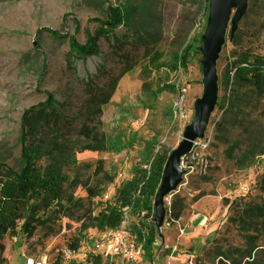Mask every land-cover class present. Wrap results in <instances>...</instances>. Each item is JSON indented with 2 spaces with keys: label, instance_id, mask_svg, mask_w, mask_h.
<instances>
[{
  "label": "rangeland",
  "instance_id": "rangeland-1",
  "mask_svg": "<svg viewBox=\"0 0 264 264\" xmlns=\"http://www.w3.org/2000/svg\"><path fill=\"white\" fill-rule=\"evenodd\" d=\"M115 7L129 23L106 35L99 21ZM208 11V0H0V164L19 171L25 151L45 182L26 228L5 237L1 264H20L22 249L46 264H114L61 250L116 231L137 171L182 141L202 95L196 47ZM89 36L94 54L71 50ZM242 52L264 58V0H247L235 32L228 26L215 108L180 157L157 220L154 203L157 234L144 264H264V92L241 89L235 100L227 83ZM100 194L108 199L94 201ZM128 216L132 228L142 219Z\"/></svg>",
  "mask_w": 264,
  "mask_h": 264
},
{
  "label": "trees",
  "instance_id": "trees-1",
  "mask_svg": "<svg viewBox=\"0 0 264 264\" xmlns=\"http://www.w3.org/2000/svg\"><path fill=\"white\" fill-rule=\"evenodd\" d=\"M108 14L106 20L99 21L101 31L106 35L119 25L129 23L128 15L121 7L110 8ZM40 30H44L53 36L59 35L58 32L50 28L38 29V31ZM197 42L199 44L200 39ZM70 47L77 55H92L96 52V38L89 36L87 42L82 45L72 40ZM196 48V52L200 53L198 46ZM232 64V77L229 79L227 76V83L230 81V93L235 95V100L238 97V90L241 89H250L258 93L264 92L263 57L242 52L237 61H233ZM144 84L146 83H143V87L146 88ZM142 91L144 92V89ZM150 93L152 94V92ZM239 100L238 98L237 101ZM168 156L169 151L159 147L148 166L137 171V183L133 189H130V194L126 199V205L142 218L132 230L137 234L142 244L144 259L149 262L152 258V246L157 234L155 225L149 219L153 212L154 199ZM22 157L25 164L19 171L0 164V263L6 260L3 256L5 237L17 228L20 231L26 228L31 218L29 212L37 209L39 198L45 193V182L33 173L31 158L25 151H22ZM27 201L29 205H27L24 215H21L20 204ZM258 211L264 222V208L258 207Z\"/></svg>",
  "mask_w": 264,
  "mask_h": 264
},
{
  "label": "water",
  "instance_id": "water-1",
  "mask_svg": "<svg viewBox=\"0 0 264 264\" xmlns=\"http://www.w3.org/2000/svg\"><path fill=\"white\" fill-rule=\"evenodd\" d=\"M209 11L206 28L202 33L199 50L202 54V95L195 101L192 123L185 128L183 139L169 154L164 166L162 179L157 190L156 220L162 210V199L180 179V157L190 151L193 142L203 137L210 115L215 108L218 93L217 59L225 42L229 24L234 33L239 20L247 9V0H208Z\"/></svg>",
  "mask_w": 264,
  "mask_h": 264
},
{
  "label": "built area",
  "instance_id": "built-area-1",
  "mask_svg": "<svg viewBox=\"0 0 264 264\" xmlns=\"http://www.w3.org/2000/svg\"><path fill=\"white\" fill-rule=\"evenodd\" d=\"M104 198L108 199V196L104 195ZM126 206L124 220L116 231L109 234H99L95 237L81 238L75 249L71 250L67 247L62 249L61 256L76 258L77 256L96 255L109 259L114 264H144L142 244L137 234L132 230L128 216L134 211L128 205ZM22 256L23 260L20 264H46V256L26 255L23 252Z\"/></svg>",
  "mask_w": 264,
  "mask_h": 264
},
{
  "label": "crops",
  "instance_id": "crops-1",
  "mask_svg": "<svg viewBox=\"0 0 264 264\" xmlns=\"http://www.w3.org/2000/svg\"><path fill=\"white\" fill-rule=\"evenodd\" d=\"M110 183H109V187H108V190L110 191V190H114V188H116V184H117V182H119V180L118 179H113V181L112 180H110L109 181ZM119 185V184H118ZM117 191H114V194L116 193ZM101 193H103V192H101ZM111 193V192H110ZM105 195H107V194H105ZM101 194L100 195H97V197H96V199L94 200V201H101L102 200V198H103V196L104 195H102L101 197ZM105 199V198H104ZM42 203H44V197H41L40 198V200L38 201V204L40 205V204H42ZM103 203H104V201L102 202V204L101 205H103ZM23 246V245H22ZM21 246V247H22ZM22 252H23V249H22Z\"/></svg>",
  "mask_w": 264,
  "mask_h": 264
},
{
  "label": "bare ground",
  "instance_id": "bare-ground-1",
  "mask_svg": "<svg viewBox=\"0 0 264 264\" xmlns=\"http://www.w3.org/2000/svg\"><path fill=\"white\" fill-rule=\"evenodd\" d=\"M202 78H203V73H202ZM202 88H203V84H202ZM202 90V89H201Z\"/></svg>",
  "mask_w": 264,
  "mask_h": 264
}]
</instances>
